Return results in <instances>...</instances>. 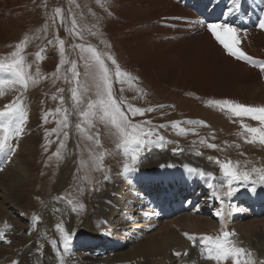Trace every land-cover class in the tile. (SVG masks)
Instances as JSON below:
<instances>
[{"label": "rangeland", "instance_id": "obj_1", "mask_svg": "<svg viewBox=\"0 0 264 264\" xmlns=\"http://www.w3.org/2000/svg\"><path fill=\"white\" fill-rule=\"evenodd\" d=\"M138 2L147 5V0ZM123 5L122 0H0V61L10 63L13 59L11 54L17 51L16 45L26 41L21 55L24 57V66L32 77L27 88L18 84H5L0 88V110L20 96L28 116L25 133L12 142L15 151L11 154L10 161L6 154H2L3 159L7 158L6 165L10 168L19 165L24 154L23 141L34 136V155L33 159H29L30 172L23 177L24 180L17 181L12 189L19 190L20 206H11L5 195L0 193L3 195L0 200L4 201L5 208L4 213L0 215V233L3 234V238H0V248L9 247L12 254L16 252L13 261L7 263L8 255L0 250V264H44L47 245L60 253L59 255L65 256L58 264H64V261L68 264H87L88 262L84 263L86 258L91 260L89 264H134L137 262L134 255L144 245L153 242L160 245L165 235L173 230L181 234L190 232L189 228L178 224L183 215L199 216L212 222L211 225L215 229L208 228L199 235L216 236L221 233L223 224L216 215L221 208L220 202L215 199L212 206H202L197 200L195 205L187 207L186 205L192 202V196H176L178 200L181 197L183 202L157 200L154 204L150 193L154 189L149 187H154L157 192L158 185H162V175L152 172L149 168L143 170V162L149 166V163L155 162L158 157L164 159L166 166L176 162L175 167L182 168L171 176H176V185L186 183L187 180L192 181L190 169L195 168H201L203 171L213 169L218 183L221 184L225 178L216 163L217 159L220 162L231 161L233 164L238 162L240 171H250L254 167L263 168L264 145L259 142L247 143L248 134L241 128V118L208 103L219 96L241 104L246 103V95L239 89L241 82L235 71L242 75L247 74L230 64L229 59L235 58L230 57L222 48L223 55L205 54L202 42L183 41L178 39L181 36L175 38L173 33L161 26V21L154 24L152 41L138 44L132 36L129 40L135 45L130 47V52L120 43L122 39L127 38V31L117 33L119 35L109 32L113 17L122 10ZM261 6L264 8V4ZM56 9H60L59 15ZM140 15L143 16V13L140 12ZM142 27L143 24L134 26L132 33H139ZM142 35H146L145 30H142ZM60 40L64 41L63 55L60 51ZM79 45L94 47L112 71L116 67L112 64V59H115L116 64L125 73L132 58L130 54L133 55L139 73L133 72L132 75L123 76L120 81L114 80L112 91L122 110L133 122L143 125L144 121H151V125L144 127L152 128L155 133L151 137L154 143L142 153L141 162L135 172L123 173L122 166L129 158L123 154L122 138L115 126L110 121L101 120L99 114L92 118L91 126L85 124L79 116L80 108L86 107L89 100L98 99L94 80L95 62L90 60L91 53H81ZM82 55L85 58H82ZM252 58L259 61L256 57ZM61 60L64 61L63 64ZM86 60L91 67H85ZM73 61L79 73L75 79L69 71ZM259 76L264 79V72H260ZM0 79H11V76L0 72ZM147 79L153 82H173L176 87L168 91L167 85L150 86ZM72 88L77 89L84 102L79 106L75 105L71 98ZM54 96L56 99H53ZM61 96L64 98L63 104L60 101ZM204 97L210 99L204 102ZM129 104L143 109L152 108L154 111L131 116L127 108ZM245 105L259 106L250 103ZM57 108L67 109V127L58 124L65 114L57 113ZM30 112L35 115L33 119L30 118ZM249 119L243 118V122L247 124ZM189 121H203L206 126ZM172 122H177V126L172 127ZM77 124L86 128L87 133L78 129ZM160 125L166 127L160 128ZM53 129L58 131L54 132ZM180 129H184L185 133L182 134ZM88 135H92L93 139L89 140ZM160 136L164 137L163 143L159 142ZM201 140L205 143H199ZM208 143L216 144L218 149L208 148L215 151L216 156L208 154L206 159L201 156L203 154L200 151H205ZM58 149L60 154L56 155ZM193 155L205 163L196 160ZM186 159L190 161L187 162ZM3 171L4 169L0 168V174L4 175ZM9 172L7 169L5 174ZM111 174H116L113 180ZM138 175L143 178L141 182L137 179ZM121 176L129 177L128 181L131 179L135 186L143 187L142 183L149 184L147 189L141 188L140 197L137 198L140 205L142 204V209L132 213L127 220L125 217L126 221L122 220L124 222L118 228L109 226L105 220L102 221L98 232L95 223L99 215L96 210L102 207L98 204L100 200L97 196L103 194L105 199H108L110 186L119 182ZM258 178V174L254 173L252 181L237 184L238 190L233 196L239 195L244 207L234 210L230 206L234 204L229 201L223 215L230 210L232 219L224 231L235 233L234 237L240 238L243 248L251 251L254 257L262 258L264 187L255 188V193H250L249 197L246 190H243L250 182H260ZM186 187L188 186L184 188ZM168 207L173 209L169 211ZM175 222L177 225L173 224ZM20 224L25 225H22L23 229L18 228ZM91 230L101 235H97V239H89ZM16 233L19 235L18 239ZM65 234L71 236L67 250L63 246ZM12 235L15 239H12ZM201 237L200 241L195 240L191 244L189 242L186 247L188 251L184 252L186 254L183 258H190L191 264H200L201 260L206 259L204 257L207 245ZM236 238L234 239L237 240ZM169 249L171 258L169 257L165 264H170L169 261L175 264L184 260L182 256L173 255L177 249ZM123 254L125 261L120 257ZM226 264H232L231 260Z\"/></svg>", "mask_w": 264, "mask_h": 264}, {"label": "bare ground", "instance_id": "obj_2", "mask_svg": "<svg viewBox=\"0 0 264 264\" xmlns=\"http://www.w3.org/2000/svg\"><path fill=\"white\" fill-rule=\"evenodd\" d=\"M11 1L8 0V2H11ZM126 1L127 3H125ZM122 2H124L123 8L120 12H118L113 17L111 26H109V32L111 31L114 34H117L121 32L124 33L125 31H127L128 32L126 34L127 38L125 40L124 39H122L121 41L118 39L117 40L120 41L122 47L124 48L127 47V50L130 52H132L130 47H133L135 44L133 41L129 39L132 36H134L138 44L145 42V41H152L151 34L153 33V30H154V24L157 21H161V26L165 30L173 33L175 38H177V36H181L178 39H181L183 41L195 42V43L202 42L205 54H210L213 56H220V55H223L221 51L222 49H224L223 45L219 44V42L216 41L215 37L212 36L210 31L207 29V23L227 20L229 23L242 29V31L238 34V37H237L238 40L240 41L238 47H240L247 55L251 57H256L259 59V61H264V30H261L258 27V18H260L261 16H264V8L261 6L262 4H264V0H248V1L237 0L236 3H234V0H147V5H143L142 3L140 4L138 0H122ZM237 8L238 10H235ZM155 11L156 13L154 14ZM140 12L143 13V16L140 15ZM138 24H143L142 30L146 31V35H142V30L139 33H137L138 31L132 33L134 26ZM253 44L255 45L252 46ZM130 58L131 60L127 64V67L125 70L126 75H132L133 72L139 73L135 65L132 54H130ZM229 62L233 67L238 68V70H242L247 74V75H242L240 73H237V71H235L238 79L241 82L239 89L243 90L244 91L243 93L246 95L245 104L250 103V104H258L259 106H264V79H262L259 76V73L262 72L259 66H254V65H251L243 61L245 63L244 64L243 62L237 61L236 59L234 60L229 59ZM147 84L150 86L152 85V86H157V87H162L164 85H167L168 91L174 90L176 87V84H174L173 82H165V81L164 82L162 81L153 82L148 79H147ZM220 97L221 96L217 97L216 100L223 98V96L222 98ZM209 99H210L209 97L207 98L204 97L203 101L207 102V100ZM33 112L35 113V111ZM33 112H30V118L35 117V115L32 114ZM247 124L251 126H258L259 122L249 119ZM166 137L168 139H171L170 136H166ZM33 139H34V136H31L27 140L23 141L25 142V144L23 143L24 145L22 148V150L24 149L23 151L24 154L22 155V161L19 163L18 166L10 168V166L6 165V162H5L7 158L3 159L2 154H0V168L4 169L3 171L4 175L0 174V193L5 195L6 201H9L8 203L13 207L20 206L19 205L20 204L19 190L16 191V189L15 190H12V189L13 187H15V183L17 181L23 179V177L25 178L30 172L31 161L29 159H33V155H34V144H32ZM205 152L208 154H213V156L215 154L216 156L215 151H210L208 148L205 150ZM262 152L264 154V148L262 149ZM201 156L205 157L206 159L208 158L205 155H201ZM194 158L200 161L201 163L204 162L195 156ZM186 160L187 162L190 161L189 159H186ZM173 164H169L166 166V164L164 163V159L162 157H158L155 162L149 163V166H146V163L143 162V166H144L142 168L143 170L150 169L152 172L154 173L159 172L162 175L161 177L162 181H160L162 185H158L157 192L154 187L152 186L149 187V188L154 189V191H151V192L148 191L151 193L152 196L161 195V197H157L153 199L154 203H156L157 200L158 202L159 201L163 202V200H166V201L168 200V202H174L175 200L181 201L180 200L181 197L192 196L191 197L192 202L188 203L186 205L187 207L195 205L197 200L199 204H201L202 206L203 205L212 206L215 198L211 195V191L207 187V182H209V178L207 174L211 173L214 175L213 169L208 168V167H207L208 169L206 170L204 169L203 172L205 173V176L202 177L200 175V170L202 169L195 168L197 171L192 172L191 176L189 175L192 181L187 180L186 183H183L181 185H176V176H173V177L171 176L178 173L177 170L182 169V168L181 166L175 167V164L174 165ZM162 165L164 167H161ZM262 165H263L262 167L264 168V163H262ZM7 169H9L10 172L5 174ZM110 176H111V179L113 180L116 174H111ZM256 177L257 176L255 175V178ZM127 178L129 177L121 176L119 182H117L116 184H113L114 186H110V190L109 192H107L109 193L108 199H105L106 196H104L103 194H100L97 196L100 200L98 204L101 205L102 207L100 208V210L99 209L96 210L98 212L99 219L96 221L95 227L98 229V232H100L99 228L101 227V222L104 220H105V223L109 224V226L118 228L119 226H121V224H123L124 221L129 219L132 213L141 211L140 209H142L141 207L142 204L140 205L137 198L140 197L141 188L147 189V186H149V184L147 185L146 183V185H144V183H142L143 187L135 186L136 184L134 185V183L131 182V179L128 181ZM137 179L140 182L141 180H143V178H141L140 175H138ZM166 180L168 181L167 183L164 182ZM218 181H219L218 177L215 175H214V178L210 180V182L213 183L215 187L219 188L220 183H218ZM248 185L249 186H245L243 190H246V193L249 197L250 193H255L253 189L259 186L264 187V182H261V181L254 182V183L250 182ZM185 186H188V187L184 188ZM226 190H227L226 187H224L223 190H221L220 195L223 196V191H226ZM2 194H0V199L3 197ZM176 196L177 197L181 196V197L178 200ZM256 197H259V196H256ZM239 199H240L239 195L232 196L231 198L225 197L224 204H223V211L226 209L227 207L226 205L229 201H231V203L234 204V205L230 204V206H232L234 210L242 209L244 205L241 202L243 201ZM3 202L0 200V215L4 213L5 211ZM145 204H148V202H145ZM175 210H176V207H175ZM125 217H126V220L124 219ZM231 221L232 219L230 216V210H228L226 214L224 215L222 231L226 229V226L230 225ZM211 223L212 222L204 220L203 218L199 216L196 217L194 215H191V216L183 215L178 222V224L189 228L191 231L187 232V234L195 237L196 238L195 240L197 241H200L201 236L199 235V233L206 231L208 228L215 229V227L212 226ZM173 224L177 225L176 222ZM22 225L23 224H20L18 228L23 229V226L25 225L23 226ZM203 228H206V229H203ZM216 231L219 233L218 230ZM99 234L100 233H97L91 230L89 239H97L98 238L97 235ZM261 235L263 234L261 233ZM15 236L17 237L16 239L19 238L18 237L19 235L17 233L15 234ZM234 238L236 237H233V239ZM12 239H15L13 235H12ZM236 239L237 240L235 239L234 240L238 243V246L242 247L240 238L239 239L236 238ZM195 240L188 239L185 236V234L177 233V231L173 230V232L167 233V235H165V239L163 240V243L161 244L159 243L160 245H157V243L153 242V243L144 245L142 248H140L139 252L137 251L138 253L136 252V254L134 255V258H136L135 261H137L134 264H147V263L148 264H157V263L165 264V262L168 261L169 260L168 258L170 257L169 252H168L170 250L169 249L170 247L171 249L173 248L177 249L176 252L182 253L181 256L183 258V255L185 254L184 252L188 251V249L186 248L188 246L187 244H189V242L190 244L194 243ZM261 245H263L264 247V243ZM0 250L6 252V255H8L7 263H11L13 261V256L16 254V252L15 254H12L10 251L11 249L9 247H3V248H0ZM1 254L2 252H0V255ZM59 254L60 253H58L57 251H54L53 249H50L49 246L47 245L44 251V256H45L44 264L60 263L62 259L63 260L65 259V256L59 255ZM65 254L67 256L66 252ZM202 254H205V253H202ZM120 257L122 261H125V258H126L125 254H123L122 256L120 255ZM185 257L186 256H184L183 258L184 260H182L181 262L175 263V264H180V263L186 264L188 262H190L191 264L192 260L188 257L187 258ZM142 258H144V261H142ZM252 258L256 261L258 260L264 261V257L259 258V257H254L252 255ZM89 261L91 260L86 258L84 263L88 262L87 264H89ZM200 262H201L200 264H213V261L207 258L204 260H201ZM78 263L80 262H77V264ZM169 263L171 264V261H169ZM172 263L174 262L172 261ZM226 263L227 261L224 262V264ZM64 264H68V263L64 261Z\"/></svg>", "mask_w": 264, "mask_h": 264}, {"label": "snow or ice", "instance_id": "obj_3", "mask_svg": "<svg viewBox=\"0 0 264 264\" xmlns=\"http://www.w3.org/2000/svg\"><path fill=\"white\" fill-rule=\"evenodd\" d=\"M237 0H234L236 3ZM235 10H238L235 9ZM57 15L60 14V9H56ZM258 27L264 30V16L258 18ZM207 29L210 31L212 36L215 37L219 44L223 45L224 50L227 54L235 58L238 61H244L254 66H259L260 70L264 72V61H257L251 56L247 55L240 47H238L240 41L238 40V34L242 31L239 27L229 23L227 20L207 23ZM26 41H22L16 45L17 51L13 52L11 55L13 57L10 63H4L0 61V72H6L10 74L11 79H0V88H3L5 84H18L23 88H27L28 81L32 79L28 70L24 66V57L21 55V50L23 44ZM61 48V54L64 52V41H59ZM81 53H91L90 60L95 62L96 71L94 73V80L96 82V95L97 100H89L86 107L79 109V116L83 118L84 123L91 126L92 118L99 114V118L103 121H110L112 125L118 131V134L122 138V149L125 157L129 158L122 166L123 173L128 174L137 171V166L141 162L142 153L148 146L154 141L151 137L155 134L152 128H145L144 125H151V121H144L143 125L141 123L133 122L130 117L122 110L118 99L113 95L112 85L114 80L120 81L126 73L122 72L120 67L116 64L115 59H112V64L116 65L115 70L112 71L105 64L102 55L97 52V50L88 46L79 45ZM82 58L83 57L82 55ZM64 61L61 60V64ZM87 60L85 67H91ZM59 70V68L57 69ZM72 72V76L75 79L79 76L76 71V63L73 61L72 66L69 69ZM61 92L63 89L60 90ZM71 98L75 105L79 106L82 103V99L79 97L77 89H71ZM53 99H56L54 96ZM63 96L60 97L61 104H63ZM209 105H214L221 110L229 111L233 116L241 118V128L248 135L246 137L247 143L259 142L264 145V106H250L241 104L228 99L220 100H209ZM128 111L131 116L143 115L147 111H154L152 108L143 109L139 107H134L131 104L127 105ZM98 110V111H97ZM57 113L63 112L64 119L58 121V124H62L64 127L68 126L67 120V109L57 108ZM243 118H250L253 121H258L259 126L254 127L243 122ZM28 116L27 112L23 107L22 97L17 96L11 103L4 106L3 110H0V154H6L10 161L11 154L14 153L15 148L13 147V141L18 140L24 133L25 124L27 122ZM45 122H47V117H45ZM189 123H199L205 125L203 121H189ZM172 127L177 126V122L171 123ZM76 127L82 132L87 133V129L83 128L80 124ZM160 128L166 127V125H160ZM52 131H58V129H53ZM180 132L185 133L184 129H180ZM67 135V133H65ZM243 135V133H241ZM89 140L93 139L92 135H88ZM164 137H159V142L163 143ZM99 141L97 140V143ZM199 143L204 144L203 140ZM63 142H61V147H63ZM18 147V145H17ZM210 149H218L216 144L208 143L206 145ZM181 151V149H177ZM59 149L56 155H59ZM102 159V158H101ZM211 159V158H210ZM222 176L225 178L224 182H221L220 187L217 188L210 182L214 178V175L207 174L209 182H207V187L211 191V195L220 202L221 208L216 212V215L220 217L223 223V204L224 198H231L233 194L238 190L237 184L247 182L253 179V174H258L259 180L264 182V168H252L250 171H240L237 164H233L231 161L220 162L217 159ZM100 165H97L99 168ZM161 167H164L163 165ZM190 171L195 172L196 169H190ZM200 175L203 177L205 173L200 170ZM226 187V191H223V196L220 195L221 190ZM254 190V189H253ZM71 203V201H69ZM60 228V226H57ZM63 231V228H60ZM188 239L195 240L196 238L185 233ZM235 233L229 231H222L216 236H204L201 239L206 242V257L209 260L215 262V264H224L225 261H232V264H264V261H256L252 258V253L243 247L238 246V243L233 239ZM0 238H3V234L0 233ZM71 242V236L68 234L64 235L63 246L65 250L68 249ZM176 256H181L182 253L175 252ZM186 254V253H185ZM13 264H18V262H13Z\"/></svg>", "mask_w": 264, "mask_h": 264}]
</instances>
